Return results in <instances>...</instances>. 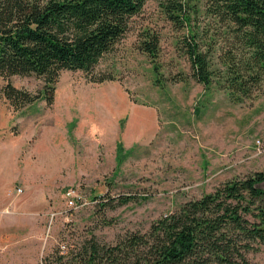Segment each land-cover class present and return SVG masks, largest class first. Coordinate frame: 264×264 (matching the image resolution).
<instances>
[{"label": "rangeland", "instance_id": "374dc122", "mask_svg": "<svg viewBox=\"0 0 264 264\" xmlns=\"http://www.w3.org/2000/svg\"><path fill=\"white\" fill-rule=\"evenodd\" d=\"M183 2L176 15L190 16L212 70H224L228 30L207 0ZM167 5L149 0L101 59L94 74L113 80L64 71L52 105L15 110L0 77V264H44L91 236L115 246L223 183L264 173V85L237 101L215 75L206 90L186 53L188 29ZM146 40L158 44L156 61ZM10 82L44 87L34 75ZM120 196L135 200L118 205ZM246 257L264 264V246Z\"/></svg>", "mask_w": 264, "mask_h": 264}, {"label": "trees", "instance_id": "16d2710c", "mask_svg": "<svg viewBox=\"0 0 264 264\" xmlns=\"http://www.w3.org/2000/svg\"><path fill=\"white\" fill-rule=\"evenodd\" d=\"M149 0H0L1 95L15 110L39 102L52 105L64 71H81L94 83L113 80L94 74ZM170 18L187 27L186 53L193 76L210 89L215 75L237 101L264 85V0H207L210 13L228 30L224 70H212L199 34L185 14V0H167ZM178 17V18H177ZM185 25V26H184ZM153 61L156 41L143 42ZM37 76L38 92L16 88L13 76ZM123 145L118 144V159ZM118 205L135 200L120 196ZM103 206V205H102ZM264 246V173L221 184L156 220L147 232H129L115 246L87 238L67 255L57 249L44 264H250L247 254Z\"/></svg>", "mask_w": 264, "mask_h": 264}, {"label": "built area", "instance_id": "2783aa9c", "mask_svg": "<svg viewBox=\"0 0 264 264\" xmlns=\"http://www.w3.org/2000/svg\"><path fill=\"white\" fill-rule=\"evenodd\" d=\"M71 204H73V202H71Z\"/></svg>", "mask_w": 264, "mask_h": 264}]
</instances>
